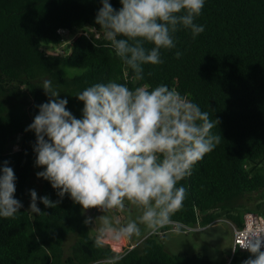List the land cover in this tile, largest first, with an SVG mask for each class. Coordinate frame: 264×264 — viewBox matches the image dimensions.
<instances>
[{
	"label": "trees",
	"instance_id": "obj_1",
	"mask_svg": "<svg viewBox=\"0 0 264 264\" xmlns=\"http://www.w3.org/2000/svg\"><path fill=\"white\" fill-rule=\"evenodd\" d=\"M109 2L116 10L122 7L120 0ZM101 7L100 0H0V167L7 161L14 170V197L22 201L35 166L36 136L26 129L38 106L50 99L43 81L51 80L59 98L68 100L67 109L81 118L84 105L75 95L114 80L130 89L175 86L209 112L210 119L220 121L212 130L221 136L219 145L180 182L188 195L174 221L205 227L225 217L242 227L248 212L264 216V202L256 210L241 203L264 190V172L255 171L264 162V0H205L194 21L204 32L194 39L190 29L179 27L176 47L161 49L162 64L143 65L142 80L134 79L95 23ZM88 28L100 36H79L68 46L66 58L86 71L65 76L58 69L61 57L49 56L43 48L61 44L60 30ZM27 93L33 101L25 110ZM16 136L21 137L20 149L8 153L7 144ZM45 195L53 202L61 199L47 180L40 197ZM38 208L39 215L22 206L14 217H0V264H96L113 255L109 245L95 246L92 225L83 223L89 215H82L81 206L67 194L56 208L45 207L40 199ZM72 235L76 240L67 252L65 243ZM123 252L127 254L119 264H225L201 254L172 255L153 235ZM250 255L236 250L229 264H243Z\"/></svg>",
	"mask_w": 264,
	"mask_h": 264
},
{
	"label": "clouds",
	"instance_id": "obj_2",
	"mask_svg": "<svg viewBox=\"0 0 264 264\" xmlns=\"http://www.w3.org/2000/svg\"><path fill=\"white\" fill-rule=\"evenodd\" d=\"M100 3L95 23L135 80L144 78L143 65L164 62L161 49L176 47L179 27L190 29L194 39L205 30L194 22L205 0H120L119 10L109 0ZM181 55L176 52L178 59ZM42 88L50 99L38 106L26 131L35 133V164L44 169L37 178L49 181L61 199L53 202L45 195L40 202L56 208L67 194L82 215L92 209L103 213L83 221L95 225L98 248L143 232L158 234L168 226L179 230L173 216L188 195L180 182L219 145L221 136L212 130L220 121L164 84L151 89H130L114 80L93 84L75 95L84 105L81 118L67 109L68 100L59 98L51 80L45 79ZM7 163L0 167L2 218H12L22 208ZM30 196L29 212L39 215L37 192L30 190ZM133 210L139 213L135 218L116 215ZM237 247L251 254L243 264H264V225L246 229L233 252ZM126 254L113 249V255L96 264H119Z\"/></svg>",
	"mask_w": 264,
	"mask_h": 264
},
{
	"label": "rangeland",
	"instance_id": "obj_3",
	"mask_svg": "<svg viewBox=\"0 0 264 264\" xmlns=\"http://www.w3.org/2000/svg\"><path fill=\"white\" fill-rule=\"evenodd\" d=\"M61 35L65 37V41H70V43H72V41L75 39L74 33L63 32ZM70 43L68 42L67 44L60 45L59 47H50L54 48L53 50H55V52H58V56L61 57V64L58 69L63 71L65 76L74 77L83 74L86 71V66L82 64L71 63L66 59L69 55L68 46L70 45ZM46 49L50 50V48ZM55 52L50 53L53 54ZM24 89L26 91L27 87ZM32 101V97L29 93H27L26 98L23 101V108L27 110L32 104ZM11 144H14L17 148H19L21 145V137H14L13 142ZM43 170V168L37 167L35 164L33 168V173L31 174L29 182L27 183L26 193L21 203L22 206H24L28 210L31 203L30 190H35L37 192L38 206V200L40 197L44 179L37 178L36 173ZM255 171L264 172V162L257 166ZM250 198L251 200L244 199L241 201V203H243L245 207L251 208L252 210H256L258 204L264 202V190L258 193L251 194ZM262 209H264V206L262 207ZM87 214L93 219H95L103 213L96 209H92L89 210ZM138 214L139 213L137 210H133L131 213H117L116 215H120L122 220H126L129 218V216H131V218H135ZM93 227H95L94 224H92L90 232L93 237H96V231L92 229ZM141 228L143 230V225H141ZM205 228L206 229L202 231H192L185 233L184 229L182 228H179V230L175 231L173 230L174 227L168 226L162 228L158 234H153V236L154 238L159 239L164 249L172 255H178L181 253H187L189 255L201 254L207 256L211 260L229 264L230 259H232L234 255V252L232 250V247H234L233 223L228 221L225 217H222L218 220L215 225L210 224L209 226H205ZM149 236V234L143 232L140 237L130 238V243L127 240V244L123 246L121 252H123L127 248H132L136 246L142 240ZM75 240L76 238L73 235L67 239L65 243V248L67 252L69 251L70 247L74 244ZM106 244L111 247L108 242Z\"/></svg>",
	"mask_w": 264,
	"mask_h": 264
},
{
	"label": "built area",
	"instance_id": "obj_4",
	"mask_svg": "<svg viewBox=\"0 0 264 264\" xmlns=\"http://www.w3.org/2000/svg\"><path fill=\"white\" fill-rule=\"evenodd\" d=\"M63 32L72 33L69 30H62V31H59V34L61 35ZM90 33H94L96 37H99L100 36L99 33L95 29L88 28L87 31L80 30V31L74 32V38L76 39V38H78L81 35L89 36ZM61 36H62V42H61V44L57 45L58 47L60 45H64V44H67L68 43L67 41H65V37H63V35H61ZM53 49L54 48H50V50H47L46 48H43V50L47 54H48V51L49 52H55V50H53ZM53 55L54 56H58L59 53L58 52H55V53H53ZM171 89H176V87L175 86H172ZM180 94L182 96H186L190 100V98H189V96L187 94H182V93H180ZM19 149H20V147L17 148L16 145L9 143V144H7L6 151L8 153H12V152L18 151ZM218 220L213 221L211 223V225H215L218 222ZM178 224L180 225V228L184 229V232L185 233L192 232V231L193 232H198V231H202V230H205L206 229L205 227H203L199 223L197 225H195V226H188V225H185V224H183L181 222H178ZM260 225H264V216L259 215V214L254 213V212H248L247 214H245V216H244V224H243L242 227H238L237 225L233 224L234 246H236L237 239L240 238V237H242L244 235V232H245L246 229H252V228H254L256 226H260ZM173 230L177 231V229L175 227H174ZM236 250H239L241 252H245L246 251V250L240 249L239 247H237ZM261 251H264V247L261 248Z\"/></svg>",
	"mask_w": 264,
	"mask_h": 264
},
{
	"label": "bare ground",
	"instance_id": "obj_5",
	"mask_svg": "<svg viewBox=\"0 0 264 264\" xmlns=\"http://www.w3.org/2000/svg\"><path fill=\"white\" fill-rule=\"evenodd\" d=\"M108 243L111 245L112 249H116L118 251H122L123 246L127 243V241H126V239H124V240H122V241H120L119 243H116V244H114L112 242H108Z\"/></svg>",
	"mask_w": 264,
	"mask_h": 264
},
{
	"label": "crops",
	"instance_id": "obj_6",
	"mask_svg": "<svg viewBox=\"0 0 264 264\" xmlns=\"http://www.w3.org/2000/svg\"><path fill=\"white\" fill-rule=\"evenodd\" d=\"M128 240V242L130 243V240L129 239H126V241ZM127 244V243H126Z\"/></svg>",
	"mask_w": 264,
	"mask_h": 264
},
{
	"label": "water",
	"instance_id": "obj_7",
	"mask_svg": "<svg viewBox=\"0 0 264 264\" xmlns=\"http://www.w3.org/2000/svg\"><path fill=\"white\" fill-rule=\"evenodd\" d=\"M133 248V247H132ZM232 259H230L229 263L231 262Z\"/></svg>",
	"mask_w": 264,
	"mask_h": 264
}]
</instances>
